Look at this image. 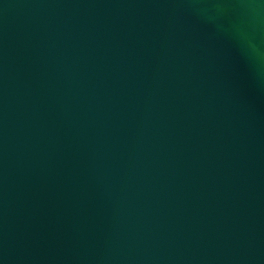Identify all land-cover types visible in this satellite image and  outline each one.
<instances>
[{
    "label": "water",
    "instance_id": "95a60500",
    "mask_svg": "<svg viewBox=\"0 0 264 264\" xmlns=\"http://www.w3.org/2000/svg\"><path fill=\"white\" fill-rule=\"evenodd\" d=\"M0 264H264V0H0Z\"/></svg>",
    "mask_w": 264,
    "mask_h": 264
}]
</instances>
